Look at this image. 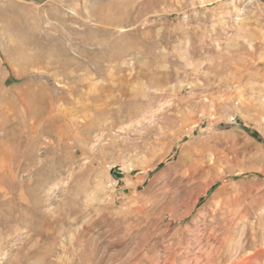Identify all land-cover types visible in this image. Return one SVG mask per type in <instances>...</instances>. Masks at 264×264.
I'll return each instance as SVG.
<instances>
[{
	"label": "rangeland",
	"instance_id": "374dc122",
	"mask_svg": "<svg viewBox=\"0 0 264 264\" xmlns=\"http://www.w3.org/2000/svg\"><path fill=\"white\" fill-rule=\"evenodd\" d=\"M0 264H264V0H0Z\"/></svg>",
	"mask_w": 264,
	"mask_h": 264
},
{
	"label": "bare ground",
	"instance_id": "6f19581e",
	"mask_svg": "<svg viewBox=\"0 0 264 264\" xmlns=\"http://www.w3.org/2000/svg\"><path fill=\"white\" fill-rule=\"evenodd\" d=\"M90 105V104H89ZM88 105V106H89ZM76 111V110H75ZM100 112V111H97ZM77 113V112H76ZM65 120V119H64ZM71 123V122H70ZM72 125V123H71ZM190 148V147H189ZM202 154L198 153L197 151H185L182 156L181 159L178 161V167L174 168V173H173V179L174 178H182V179H188L190 180H194L195 175L197 174V171L202 170L204 167L203 166H207L208 168L210 167L209 165H204V161L201 158ZM217 169V168H216ZM204 170V169H203ZM207 170V168H206ZM210 170V169H209ZM208 171V170H207ZM221 171V170H220ZM219 172V171H218ZM201 173V172H200ZM202 174V173H201ZM200 174V175H201ZM221 174V173H220ZM220 174H214L212 176H210L206 181H205V185L203 187H201L200 191L198 192V195L203 194L204 192H206L210 187H212V185L219 179L222 180V175ZM202 176V175H201ZM204 177L205 176L204 174ZM170 178V177H169ZM205 179V178H204ZM171 180V179H170ZM216 184V183H215ZM202 186V185H201ZM219 192V191H217ZM221 194V193H220ZM193 195V194H192ZM217 196V195H216ZM221 196V195H220ZM219 197V196H218ZM196 200V199H195ZM186 216V215H185ZM240 218V216H239ZM250 223V222H248ZM246 224V222H245ZM260 224V221H259ZM249 226V224H247ZM254 225V224H253ZM260 226V225H259ZM233 227V226H232ZM255 227V226H253ZM254 230V229H253ZM254 232V231H253ZM260 232V230H259ZM255 234V233H252ZM245 235V233H244ZM240 237V236H239ZM253 237V236H252ZM255 237V236H254ZM253 237V238H254ZM249 238V237H248ZM234 239V238H233ZM239 239V238H238ZM242 239V238H241ZM240 239V240H241ZM244 242L243 244L246 246L248 245V239H246V237L243 238ZM242 242V241H241ZM240 242V243H241ZM239 243V242H238ZM241 248V247H240ZM239 249V248H238Z\"/></svg>",
	"mask_w": 264,
	"mask_h": 264
}]
</instances>
